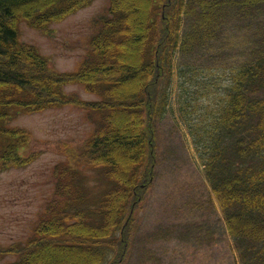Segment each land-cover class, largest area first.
I'll return each mask as SVG.
<instances>
[{
  "label": "trees",
  "instance_id": "obj_1",
  "mask_svg": "<svg viewBox=\"0 0 264 264\" xmlns=\"http://www.w3.org/2000/svg\"><path fill=\"white\" fill-rule=\"evenodd\" d=\"M92 2L0 0V165L24 164L21 130L8 124L12 109L79 104L97 122L72 161L56 166L54 193L33 236L24 246L1 247L0 256L18 254L12 264H124L156 179L157 129L176 84L179 116L240 264H264V0H110L71 72L51 69L20 40L21 20L49 35ZM239 20L248 29L255 22L244 54L232 50ZM68 84L99 100L65 93ZM84 168L105 181L96 193Z\"/></svg>",
  "mask_w": 264,
  "mask_h": 264
},
{
  "label": "rangeland",
  "instance_id": "obj_2",
  "mask_svg": "<svg viewBox=\"0 0 264 264\" xmlns=\"http://www.w3.org/2000/svg\"><path fill=\"white\" fill-rule=\"evenodd\" d=\"M109 5L110 0H93L54 25L51 35L21 20L20 40L36 47L51 69L75 70L86 56L94 18L104 14ZM246 25L247 21L239 20L231 32L236 54L245 53L242 41L255 31V22L250 29ZM176 86L169 112L157 129L156 179L137 216L133 245L124 264H239L236 245L207 182L203 162L179 116ZM65 90L88 101L98 99L79 84H68ZM16 112L12 109L8 124L24 135L19 132L24 164L0 165V248L4 249L27 243L52 196L55 167L69 160V154L96 125L88 109L79 104ZM31 154L36 157L28 162ZM82 172L90 192L96 193L105 185L99 170L84 168ZM17 258L12 253L3 254L0 264Z\"/></svg>",
  "mask_w": 264,
  "mask_h": 264
}]
</instances>
